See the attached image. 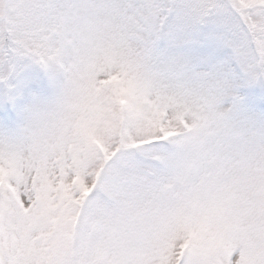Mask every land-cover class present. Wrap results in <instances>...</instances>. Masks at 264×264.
<instances>
[{
  "label": "snow or ice",
  "instance_id": "snow-or-ice-1",
  "mask_svg": "<svg viewBox=\"0 0 264 264\" xmlns=\"http://www.w3.org/2000/svg\"><path fill=\"white\" fill-rule=\"evenodd\" d=\"M0 264H264V0H0Z\"/></svg>",
  "mask_w": 264,
  "mask_h": 264
}]
</instances>
